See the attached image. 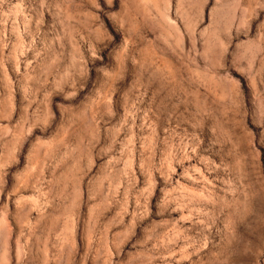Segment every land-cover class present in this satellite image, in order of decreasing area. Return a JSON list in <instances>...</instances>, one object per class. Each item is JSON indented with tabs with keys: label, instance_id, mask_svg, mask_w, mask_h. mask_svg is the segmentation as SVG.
<instances>
[{
	"label": "rangeland",
	"instance_id": "rangeland-1",
	"mask_svg": "<svg viewBox=\"0 0 264 264\" xmlns=\"http://www.w3.org/2000/svg\"><path fill=\"white\" fill-rule=\"evenodd\" d=\"M264 264V0H0V264Z\"/></svg>",
	"mask_w": 264,
	"mask_h": 264
},
{
	"label": "crops",
	"instance_id": "crops-1",
	"mask_svg": "<svg viewBox=\"0 0 264 264\" xmlns=\"http://www.w3.org/2000/svg\"><path fill=\"white\" fill-rule=\"evenodd\" d=\"M16 257H17L16 254H15V255H10V256H5V255H4V256H2V260H3L2 264L5 263V259L8 258V259H10V262H12V260H13V259H16Z\"/></svg>",
	"mask_w": 264,
	"mask_h": 264
}]
</instances>
